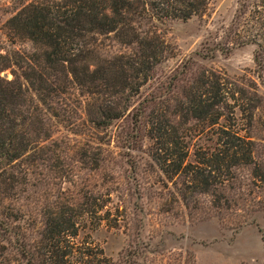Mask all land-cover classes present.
Here are the masks:
<instances>
[{
	"label": "rangeland",
	"instance_id": "1",
	"mask_svg": "<svg viewBox=\"0 0 264 264\" xmlns=\"http://www.w3.org/2000/svg\"><path fill=\"white\" fill-rule=\"evenodd\" d=\"M18 1L0 0V22L9 17L11 11L6 9ZM259 2L209 0L202 15L160 27L163 61L130 100L125 118L107 130L90 129L78 97L54 98L53 109L61 110L72 125L44 118L51 140L41 142L36 157L58 158L59 166L52 172L36 161V196L32 190L6 202L10 206L5 212L12 216L19 215L15 210L23 206L22 219L16 222L19 231L31 237L29 229L40 228V209L55 197L86 196L94 208L104 206L95 216L79 220L76 243L89 247L93 264L102 263L101 251L110 264H264L261 174L253 179V168L240 166L214 176L207 187L193 185L184 174L170 179L152 159L154 143L145 123L136 126L145 107L146 114L171 117L174 99L182 100L179 93L170 92L172 80L183 65L191 69L179 84L185 87L201 72L214 74L231 105L224 112L231 116L234 131L253 143L254 162L264 174V15L261 18ZM29 47V43L17 44L20 50ZM97 51L101 58L132 53L112 35L97 39ZM233 94L243 100L232 101ZM158 101L151 108V102ZM179 128L187 163L195 165L194 153L212 148L215 128L194 122ZM100 145L101 152L95 150ZM85 151H90L88 158ZM100 159L101 169L95 170L93 162ZM0 264L26 261L9 252Z\"/></svg>",
	"mask_w": 264,
	"mask_h": 264
},
{
	"label": "trees",
	"instance_id": "2",
	"mask_svg": "<svg viewBox=\"0 0 264 264\" xmlns=\"http://www.w3.org/2000/svg\"><path fill=\"white\" fill-rule=\"evenodd\" d=\"M208 1L20 0L6 9L11 11L9 17L0 22V260L10 252L26 264H93L89 247L76 243L79 220L95 216L104 206L94 208L86 196H57L51 205L40 209V228L29 229L31 237L16 225L23 206L15 210L19 215L5 212L14 195L33 190L36 196V161L52 172L59 166L58 158L36 157L41 142L51 140L44 118L71 126L62 111L52 107L54 98L67 95L79 98L92 130H107L124 119L130 100L163 61L164 41L157 34L160 27L202 15ZM259 8L263 18L264 0ZM109 35L132 53L101 58L97 39ZM19 42L29 43V50L18 49ZM189 71L190 67L183 65L172 80L170 92L179 93L182 100L174 99L170 118L146 114L145 107L136 120L137 129L145 123L154 143L153 161L170 179L184 174L193 185L204 187L210 186L214 176L248 166L253 168V179L261 174L258 182L263 185L264 174L254 162L253 143L234 131L231 116L224 112L231 105L220 80L204 71L190 87L179 85ZM230 98L243 100L234 94ZM241 107L238 110L243 114ZM190 122L215 128L212 148L204 154L194 153L195 165L187 163L185 137L179 128ZM100 146L95 150L103 151ZM90 151H85L84 157L88 158ZM102 163L103 159L94 160L95 170L101 169ZM100 255L103 264H110L103 251Z\"/></svg>",
	"mask_w": 264,
	"mask_h": 264
}]
</instances>
